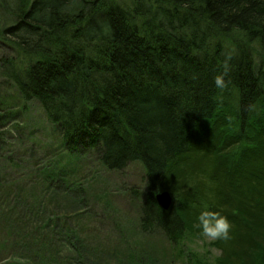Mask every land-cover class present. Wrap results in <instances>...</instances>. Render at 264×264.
Segmentation results:
<instances>
[{"label": "trees", "instance_id": "1", "mask_svg": "<svg viewBox=\"0 0 264 264\" xmlns=\"http://www.w3.org/2000/svg\"><path fill=\"white\" fill-rule=\"evenodd\" d=\"M0 51V77L17 96L0 100V160L6 130L36 100L60 133V151L42 142L46 158L95 152L110 171L144 167L143 232L199 234L207 206L234 225L229 242L213 243L215 264H264V0H0ZM64 166L34 167L30 179L0 173V264L57 245L66 254L52 255L56 264L91 263L67 215L49 214L71 194L84 203ZM163 191L169 211L156 201Z\"/></svg>", "mask_w": 264, "mask_h": 264}, {"label": "rangeland", "instance_id": "2", "mask_svg": "<svg viewBox=\"0 0 264 264\" xmlns=\"http://www.w3.org/2000/svg\"><path fill=\"white\" fill-rule=\"evenodd\" d=\"M4 55L0 51V61ZM15 94L9 82L0 77V100L4 103L14 102L17 98ZM19 104L22 107V103ZM20 118V128L14 129L10 125L6 130L0 173L10 179L13 171L30 179L34 171H37L35 168L48 172L52 166L65 165L64 170L69 173L66 181L73 186L83 185L86 190L81 193L84 203L76 205L73 199L76 201L78 198L71 194V198L74 197L69 199L72 205H65L61 200V207L56 208V202L52 201L49 204V214L58 212L63 216L67 215L66 226L76 231L83 240L87 249L86 257L92 259L90 264H121L124 257L128 261L129 254L141 256L146 264H210L208 256L212 255L211 252L200 257L188 248V243L199 234L185 233L180 241L174 242L167 240L159 232L146 234L142 231L140 207L144 202L148 183L145 169L140 163L130 164L121 171H110L100 164L95 152L69 162L60 157L46 158L49 150L42 148V142H54V150L57 151L60 148V133L53 129L44 109L36 100L28 103ZM31 144L42 148L38 150L42 152L43 158L37 156L31 149ZM40 196L42 197V193ZM44 198L45 201L50 200L52 195L47 193ZM205 247L216 250V263L221 252L213 244H206ZM16 253L21 258L25 257L28 264H56L51 256L54 255L52 257L55 258L58 254L60 257L66 254L59 245L48 255L44 252L40 255L36 248L31 251L19 250ZM70 264L79 263L74 260Z\"/></svg>", "mask_w": 264, "mask_h": 264}, {"label": "clouds", "instance_id": "3", "mask_svg": "<svg viewBox=\"0 0 264 264\" xmlns=\"http://www.w3.org/2000/svg\"><path fill=\"white\" fill-rule=\"evenodd\" d=\"M230 60L231 55L229 54L225 58L223 73H218L214 77V85L219 90H223L228 87V81L225 77L229 73ZM250 107L254 108V106ZM197 220L198 223L196 227L200 229L199 235L196 239L188 243V248L193 254L200 257H204L206 253L211 252L212 255L208 256V260L210 264H215V257L217 255L216 250L210 247H205V245H211L216 242H229L232 239V230L234 225L226 215H222L219 211L210 210L207 206H205L200 212ZM10 260H5L3 264H10ZM13 264H28V262L17 257L15 258Z\"/></svg>", "mask_w": 264, "mask_h": 264}, {"label": "water", "instance_id": "4", "mask_svg": "<svg viewBox=\"0 0 264 264\" xmlns=\"http://www.w3.org/2000/svg\"><path fill=\"white\" fill-rule=\"evenodd\" d=\"M156 201L160 208H162L164 211H169L173 204V197L170 192L163 191L156 195Z\"/></svg>", "mask_w": 264, "mask_h": 264}]
</instances>
